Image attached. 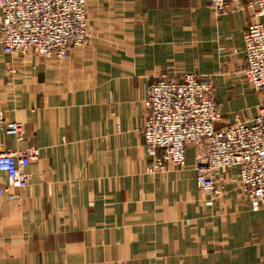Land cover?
Segmentation results:
<instances>
[{"label": "crops", "instance_id": "crops-1", "mask_svg": "<svg viewBox=\"0 0 264 264\" xmlns=\"http://www.w3.org/2000/svg\"><path fill=\"white\" fill-rule=\"evenodd\" d=\"M236 2L219 14L208 0H86L89 38L67 59L0 55V142L41 151L26 188L0 172V264H264V209L237 169L219 170L209 196L195 145L186 168L165 171L144 149L143 101L160 78L208 75L217 128L259 114L245 31L263 18Z\"/></svg>", "mask_w": 264, "mask_h": 264}, {"label": "built area", "instance_id": "built-area-1", "mask_svg": "<svg viewBox=\"0 0 264 264\" xmlns=\"http://www.w3.org/2000/svg\"><path fill=\"white\" fill-rule=\"evenodd\" d=\"M208 1L219 14L239 4ZM248 1L263 18L245 31L244 78L260 96L259 114L251 122L236 119L217 128L220 112L210 77L186 73L181 79L160 78L149 87L143 101V135L151 170L186 168V147L195 145L199 189L209 196L218 194V171L237 169L240 192L257 210L264 209V0ZM88 38L86 0H0V55L34 52L64 60ZM22 129V122L10 121L5 132L22 139ZM40 154L39 148L12 150L0 142V172L8 187L24 189L30 184V165Z\"/></svg>", "mask_w": 264, "mask_h": 264}, {"label": "bare ground", "instance_id": "bare-ground-1", "mask_svg": "<svg viewBox=\"0 0 264 264\" xmlns=\"http://www.w3.org/2000/svg\"><path fill=\"white\" fill-rule=\"evenodd\" d=\"M186 157H187V155H186ZM167 170V169H166Z\"/></svg>", "mask_w": 264, "mask_h": 264}, {"label": "rangeland", "instance_id": "rangeland-1", "mask_svg": "<svg viewBox=\"0 0 264 264\" xmlns=\"http://www.w3.org/2000/svg\"><path fill=\"white\" fill-rule=\"evenodd\" d=\"M88 22V21H87Z\"/></svg>", "mask_w": 264, "mask_h": 264}]
</instances>
